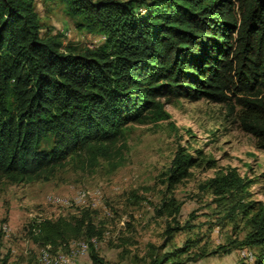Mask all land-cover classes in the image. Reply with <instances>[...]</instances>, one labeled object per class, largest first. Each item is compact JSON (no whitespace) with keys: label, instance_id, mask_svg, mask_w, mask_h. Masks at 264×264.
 <instances>
[{"label":"trees","instance_id":"obj_1","mask_svg":"<svg viewBox=\"0 0 264 264\" xmlns=\"http://www.w3.org/2000/svg\"><path fill=\"white\" fill-rule=\"evenodd\" d=\"M62 1L77 26L103 42L64 47L60 34L42 32L34 0H0V180H49L70 161L112 159L130 122L170 118L164 97L238 105L242 129L264 148V0ZM195 163L180 146L168 185ZM225 170L207 184L253 209L242 243L260 248L250 264H264V201L244 202L250 180L235 166ZM172 204L179 213L173 197L160 208ZM29 232L56 249L100 231L84 210L32 222ZM188 245L152 264L175 263ZM92 259L102 258L94 251Z\"/></svg>","mask_w":264,"mask_h":264},{"label":"rangeland","instance_id":"obj_2","mask_svg":"<svg viewBox=\"0 0 264 264\" xmlns=\"http://www.w3.org/2000/svg\"><path fill=\"white\" fill-rule=\"evenodd\" d=\"M34 1L42 32L60 34L64 47L96 46L105 39L78 27L64 1ZM163 100L170 118L130 122L118 143L124 145L110 160L70 161L49 180H0V264H40L44 245L31 236V223L81 215L84 210L100 231L93 236L96 241L82 236L53 250L68 252L72 242L90 241L88 250L72 264H152L157 254L187 244H192L187 251L174 256L176 264L252 263L241 250L253 209L247 212L239 205V196L232 200L229 195H215L207 182L235 166L250 180L243 201H264V148L242 129L238 105L232 110L207 98ZM180 146L194 155L196 163L170 187L168 173ZM81 189L91 192L82 205L66 207L49 201L54 194L71 197ZM172 197L179 202V213L173 211L174 204L163 212L160 206ZM233 208L235 213L230 214ZM177 224L180 229L168 230ZM251 249L255 254L260 251L259 246ZM94 251L103 260H93Z\"/></svg>","mask_w":264,"mask_h":264},{"label":"built area","instance_id":"obj_3","mask_svg":"<svg viewBox=\"0 0 264 264\" xmlns=\"http://www.w3.org/2000/svg\"><path fill=\"white\" fill-rule=\"evenodd\" d=\"M104 37V36H103ZM90 190L81 189L71 197H65L62 195L54 194L50 196V200L53 204L74 207L86 203L90 197ZM41 218H39V221ZM6 228V226L4 227ZM92 242L96 241L95 237L91 238ZM90 246V241L79 240L72 242L70 250L68 252L56 251L53 244L47 243L40 250V264H72L73 259L80 254L85 253ZM241 255L251 261L255 258V252L249 247L242 248Z\"/></svg>","mask_w":264,"mask_h":264}]
</instances>
